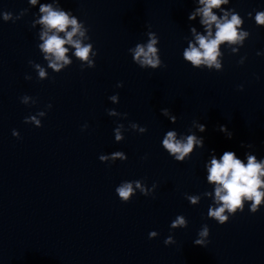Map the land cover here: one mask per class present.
Instances as JSON below:
<instances>
[{"label": "clouds", "instance_id": "clouds-1", "mask_svg": "<svg viewBox=\"0 0 264 264\" xmlns=\"http://www.w3.org/2000/svg\"><path fill=\"white\" fill-rule=\"evenodd\" d=\"M230 0H198L199 6L195 7L189 16V21H194L199 16L200 24L204 28L206 34L197 32L195 27H191L190 31L194 36L195 42H188L187 48L183 50V59L193 68H207L209 71H222L224 52L220 50V46L226 45L232 54L238 53L240 47L244 45L245 39L250 33L243 30L244 19L235 11V9H225ZM31 6L38 4V0H29ZM218 10L220 15L213 10ZM28 9H24L19 15L14 16L11 12H3L2 19L5 22L21 19L27 13ZM249 18L252 13H248ZM254 20L257 26H264V11H256ZM41 25L38 33L40 41L38 44L39 51L42 53L43 59L47 62V68L39 63L29 61V64L38 73L39 80L49 79L47 69H52L55 73H60L69 67L73 61L68 55L70 49H74L72 56L80 61V69L94 68L95 58L98 55L92 43H86L91 38L88 35L89 29L78 19L71 11H66L60 6V0H52L50 3L39 4L37 18L32 21V27ZM150 29V25H148ZM147 42L137 43L128 51L132 56L133 62L141 69H158L166 67L163 64L160 55L159 37L155 32L149 30L147 32ZM67 45V47H66ZM261 55V53H257ZM246 57H241L238 61L243 64ZM26 80H31L30 75L25 76ZM118 88L123 87V82L117 84ZM243 90V85L239 86ZM113 103H119V95L114 94L109 97ZM21 102L25 105L35 104L36 100L30 96H23ZM52 105L48 104L47 108L51 109ZM162 115L169 118L170 122L175 123L177 117L172 115L167 108L161 109ZM109 116H122L127 118V113H118L115 109H108ZM46 115L45 111H39L35 115L25 118L24 123L33 124L35 127H42L41 118ZM88 126L85 124L82 130ZM129 127L145 133L147 129L136 123H131ZM193 128L200 133L206 131V125L197 121H193ZM124 125L119 124L114 129L115 141L124 140ZM191 132V129L189 130ZM219 131L225 133L228 139H231L233 133L228 130L227 126H219ZM12 135L19 138L20 133L13 130ZM162 147L177 162H184L189 159L194 150L204 147V138L197 136L195 132L191 134L180 135L175 130L166 132L162 139ZM241 147L252 149V144H241ZM247 162L238 158L234 151H224L217 159L215 151L211 153L210 163L205 164L207 176L206 180L209 184L214 185V198L212 205L207 211V218L215 220L218 224L224 225L230 217L238 212H243L245 204H249V211L256 213L264 206V158L257 160V157L251 151L245 153ZM101 162H115L116 160L125 161L127 156L122 151L113 152L111 155H100ZM156 185L153 184L148 188L141 180L123 181L115 189L116 194L123 203L129 202L136 195L137 190L144 196L153 195ZM204 197H212V191L203 192ZM185 198L191 205H198L201 197L199 195L185 194ZM188 221L183 215H178L171 223V229L186 228ZM210 230L207 224L202 225L198 232V238L194 244L198 246H206L209 243ZM158 233L151 231L149 239L156 238ZM175 243L172 236L164 240L165 245Z\"/></svg>", "mask_w": 264, "mask_h": 264}]
</instances>
